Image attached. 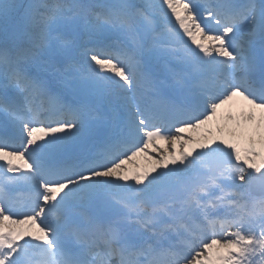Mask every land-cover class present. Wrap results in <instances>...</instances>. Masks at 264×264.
<instances>
[{
    "label": "snow or ice",
    "instance_id": "snow-or-ice-1",
    "mask_svg": "<svg viewBox=\"0 0 264 264\" xmlns=\"http://www.w3.org/2000/svg\"><path fill=\"white\" fill-rule=\"evenodd\" d=\"M0 118V264H264V0H0Z\"/></svg>",
    "mask_w": 264,
    "mask_h": 264
},
{
    "label": "rangeland",
    "instance_id": "rangeland-1",
    "mask_svg": "<svg viewBox=\"0 0 264 264\" xmlns=\"http://www.w3.org/2000/svg\"><path fill=\"white\" fill-rule=\"evenodd\" d=\"M161 145L163 146V141H160ZM177 150H179V145H177ZM137 161L141 164V165H146V161L143 160L142 158H137ZM128 167H132V165H128Z\"/></svg>",
    "mask_w": 264,
    "mask_h": 264
},
{
    "label": "bare ground",
    "instance_id": "bare-ground-1",
    "mask_svg": "<svg viewBox=\"0 0 264 264\" xmlns=\"http://www.w3.org/2000/svg\"><path fill=\"white\" fill-rule=\"evenodd\" d=\"M1 119V118H0Z\"/></svg>",
    "mask_w": 264,
    "mask_h": 264
}]
</instances>
